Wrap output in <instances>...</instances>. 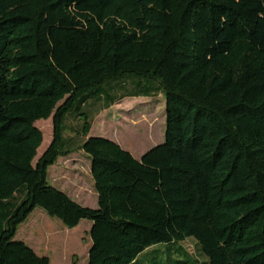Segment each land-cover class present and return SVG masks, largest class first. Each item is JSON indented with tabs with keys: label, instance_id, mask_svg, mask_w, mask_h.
Wrapping results in <instances>:
<instances>
[{
	"label": "trees",
	"instance_id": "1",
	"mask_svg": "<svg viewBox=\"0 0 264 264\" xmlns=\"http://www.w3.org/2000/svg\"><path fill=\"white\" fill-rule=\"evenodd\" d=\"M121 90L166 99L165 141L141 160L88 138L83 109L108 110ZM73 116L97 209L48 180L74 153ZM38 207L68 229L92 222L88 264L188 239L206 264H264V0H0V264H51L16 241Z\"/></svg>",
	"mask_w": 264,
	"mask_h": 264
},
{
	"label": "rangeland",
	"instance_id": "2",
	"mask_svg": "<svg viewBox=\"0 0 264 264\" xmlns=\"http://www.w3.org/2000/svg\"><path fill=\"white\" fill-rule=\"evenodd\" d=\"M132 84L130 80L124 82L127 91L132 90ZM127 91L121 90L117 94L116 104L108 110H102V104L95 102L83 109L91 113L89 121L93 124L88 138L112 140L131 153L136 160H141L145 154L165 141L166 99L159 90L158 92L155 90L151 97L121 99ZM84 123L82 117L77 119L73 116L67 119L65 140L74 153L58 158L49 168L48 180L61 191H63L61 186L66 185L69 189L73 186L75 188V185L81 186L85 190L82 192L85 196L80 199V204L97 209L98 195L91 173L92 160L81 151V145L86 141L81 134ZM36 126L43 133L44 143L38 151L34 165L53 142V117L48 121H39ZM91 228L92 222L84 220L77 228L68 229L60 220L51 218L38 207L19 227L16 241L26 243L39 256L48 257L51 264H88L92 246ZM206 262L208 259L201 252L197 242L188 239L173 245L156 246L141 255L136 264H206Z\"/></svg>",
	"mask_w": 264,
	"mask_h": 264
},
{
	"label": "crops",
	"instance_id": "3",
	"mask_svg": "<svg viewBox=\"0 0 264 264\" xmlns=\"http://www.w3.org/2000/svg\"><path fill=\"white\" fill-rule=\"evenodd\" d=\"M63 180H66V179H63ZM70 181H72V180H70ZM68 183V182H67ZM71 186H73L72 184H71ZM74 187V186H73ZM71 188V189H69L68 187H66V185H65V187L63 186H61L60 188L63 190V192L64 193H66L70 198H72L74 201H78L77 203H79L80 204V199H82V197H84L85 196V194L84 193H82V192H84L85 190H84V188H82L81 186H77L76 187V185H75V188ZM93 189V188H92ZM84 190V191H83ZM92 191V190H91ZM76 195V196H75ZM79 197V198H78ZM82 203V202H81ZM80 205H82V204H80Z\"/></svg>",
	"mask_w": 264,
	"mask_h": 264
}]
</instances>
